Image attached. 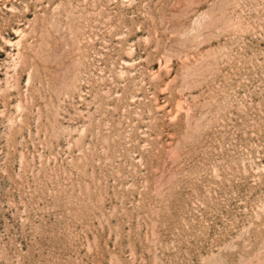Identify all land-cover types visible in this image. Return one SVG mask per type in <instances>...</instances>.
Listing matches in <instances>:
<instances>
[{
  "label": "rangeland",
  "instance_id": "rangeland-1",
  "mask_svg": "<svg viewBox=\"0 0 264 264\" xmlns=\"http://www.w3.org/2000/svg\"><path fill=\"white\" fill-rule=\"evenodd\" d=\"M0 264H264V0H0Z\"/></svg>",
  "mask_w": 264,
  "mask_h": 264
}]
</instances>
